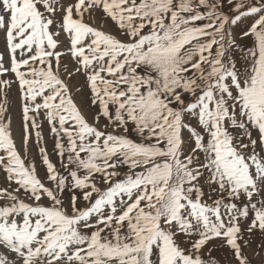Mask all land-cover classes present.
I'll list each match as a JSON object with an SVG mask.
<instances>
[{"label":"snow or ice","instance_id":"1","mask_svg":"<svg viewBox=\"0 0 264 264\" xmlns=\"http://www.w3.org/2000/svg\"><path fill=\"white\" fill-rule=\"evenodd\" d=\"M0 264H264V0H0Z\"/></svg>","mask_w":264,"mask_h":264}]
</instances>
